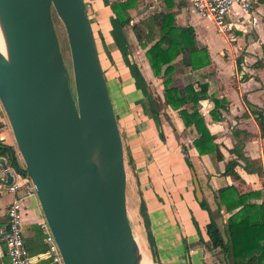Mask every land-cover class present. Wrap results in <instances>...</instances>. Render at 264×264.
Returning a JSON list of instances; mask_svg holds the SVG:
<instances>
[{
    "label": "crops",
    "instance_id": "1",
    "mask_svg": "<svg viewBox=\"0 0 264 264\" xmlns=\"http://www.w3.org/2000/svg\"><path fill=\"white\" fill-rule=\"evenodd\" d=\"M82 2L121 137L126 215L131 229L132 219L137 231L135 240L149 252L150 245L153 246L154 264H224L221 250L211 246L205 233L209 215L220 226L227 217L222 210L217 212L214 192L222 186L241 183V189L260 191L254 202L264 200V134L259 131L255 113L264 111V0H255L247 10L231 7L227 20L234 25L233 40L218 32L211 20L196 15L189 0H173L169 9L178 25L192 28L197 44L205 48L209 57L208 65L190 70L189 53H181L173 61L175 74L170 86L177 87L180 95L186 84L196 92L203 86L198 112L214 137L220 159L213 152L199 154L192 144L198 137L193 127L184 126L177 111L164 104L161 78L153 75L145 57L148 45L140 46L131 29L132 23L148 10L133 12L129 23L121 28L128 50L124 59L110 34L109 4L104 0ZM130 64L142 77L143 89L135 85ZM213 99H223L225 103L214 111ZM0 145L10 147L22 167L1 106ZM241 156L259 161L261 176L247 173ZM234 158L238 161L234 167L238 178L223 174L226 162ZM1 161L14 182L24 181V175L12 169L5 154L0 156ZM1 169L0 165V180H4L5 172ZM191 171L207 210L198 205L194 196ZM22 194L23 188L11 193L0 184V223L5 220L7 205ZM140 204L143 216L139 214ZM22 206V239L30 261L53 264L43 239L45 232L40 225L44 220L35 194L24 197ZM7 262L0 243V264Z\"/></svg>",
    "mask_w": 264,
    "mask_h": 264
},
{
    "label": "water",
    "instance_id": "2",
    "mask_svg": "<svg viewBox=\"0 0 264 264\" xmlns=\"http://www.w3.org/2000/svg\"><path fill=\"white\" fill-rule=\"evenodd\" d=\"M52 12L65 33L72 89ZM0 36V106L62 263L141 264L121 137L82 0H0ZM12 182L9 172L0 180Z\"/></svg>",
    "mask_w": 264,
    "mask_h": 264
},
{
    "label": "trees",
    "instance_id": "3",
    "mask_svg": "<svg viewBox=\"0 0 264 264\" xmlns=\"http://www.w3.org/2000/svg\"><path fill=\"white\" fill-rule=\"evenodd\" d=\"M107 3L112 12L110 34L124 59L128 50L122 38V26L129 23L132 13H137L140 7L150 9L155 5L157 10L147 12L142 18L132 23L133 34L140 46L148 45L145 57L153 75L161 78L164 104L176 110L183 125L192 126L197 133L198 137L192 141L197 152L199 154L213 152L216 159H220L218 146L213 142L214 137L198 112V102L204 96L203 86L196 92L190 84H186L182 87L183 95H180L177 87L170 86L171 76L175 74L173 61L181 53L185 51L189 53L190 70L209 64L208 54L204 47L197 44L192 28L178 25L174 19V13L169 11L173 6V0H156L155 4L154 0H114ZM262 55L264 59V46ZM255 65L258 63L256 62ZM129 70L135 85L143 89L144 82L137 68L130 64ZM213 103L215 111L218 106L222 107L225 101L213 99ZM246 105L250 107L247 102ZM255 113L259 131L264 134V111L258 110ZM214 118L219 117L214 116ZM235 150L239 151V149ZM3 154L12 169L24 175V168L16 162L13 150L8 146L0 145V156ZM240 158L243 169L247 173L261 176L262 169L259 161L248 156ZM184 160L190 166L189 160L187 158ZM235 165H238L235 158L228 160L223 174L237 177L234 171ZM238 184L242 186L241 183ZM239 185H225L214 192L217 212L222 210L227 217L220 226L217 219L209 215L205 233L211 246L221 250L224 264H264V200L259 203L254 202V199L260 197V191L241 189L243 187ZM198 205L207 210L203 199L198 202ZM139 214L144 215L141 204Z\"/></svg>",
    "mask_w": 264,
    "mask_h": 264
},
{
    "label": "built area",
    "instance_id": "4",
    "mask_svg": "<svg viewBox=\"0 0 264 264\" xmlns=\"http://www.w3.org/2000/svg\"><path fill=\"white\" fill-rule=\"evenodd\" d=\"M255 0H189L193 12L202 18H208L214 24L216 30L233 40L232 30L234 25L227 20L232 6L242 10L250 9ZM7 167L1 172H7ZM22 183L12 182L7 186V191L16 193L23 188V194L12 199L5 209V220L0 223V243L3 244L8 259L7 264H33L26 252L21 232L22 201L29 194H34L33 185L24 176ZM41 228L44 229V241L50 260L53 264H63L56 243L49 233L43 221Z\"/></svg>",
    "mask_w": 264,
    "mask_h": 264
},
{
    "label": "rangeland",
    "instance_id": "5",
    "mask_svg": "<svg viewBox=\"0 0 264 264\" xmlns=\"http://www.w3.org/2000/svg\"><path fill=\"white\" fill-rule=\"evenodd\" d=\"M155 2H156V0H154V4H155ZM139 9H143L144 10L146 8L140 7ZM147 10L149 12V11L157 10V8L154 5L152 8L147 9ZM52 20H53L55 34H56V37H57V40H58V43H59L60 52H61V55H62V58H63V61H64V65H65V69H66V73H67V78H68V83H69L70 88L72 89L70 60H69V53H68V49H67V45H66L65 33H64V30H63V27H62L61 23L59 22L58 18L54 14V12H52ZM19 158H20V156H19ZM20 161H21V158H20ZM21 163H22V161H21ZM22 166H23V163H22ZM130 221L132 222L131 223V225H132V233H133L134 237H136L138 239V234H137L136 229L134 228V224H133L132 219ZM137 243H138L140 248L142 247V250L146 254V256L149 259L150 263L154 264V262H153V260L151 258L150 252L143 245H141L138 241H137Z\"/></svg>",
    "mask_w": 264,
    "mask_h": 264
},
{
    "label": "bare ground",
    "instance_id": "6",
    "mask_svg": "<svg viewBox=\"0 0 264 264\" xmlns=\"http://www.w3.org/2000/svg\"><path fill=\"white\" fill-rule=\"evenodd\" d=\"M3 53V46H2V40H1V36H0V55H2ZM135 238V237H134ZM137 242V241H136ZM138 244V243H137ZM139 247V245H138ZM139 251H140V254H141V260H140V263L141 264H151L149 259L147 258L146 254L144 253V251L142 250V248L139 247Z\"/></svg>",
    "mask_w": 264,
    "mask_h": 264
}]
</instances>
